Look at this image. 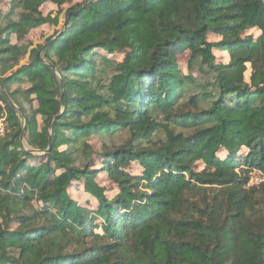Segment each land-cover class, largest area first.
<instances>
[{
	"label": "trees",
	"instance_id": "1",
	"mask_svg": "<svg viewBox=\"0 0 264 264\" xmlns=\"http://www.w3.org/2000/svg\"><path fill=\"white\" fill-rule=\"evenodd\" d=\"M6 3L0 85L13 104L0 89L7 112L0 135V264H264V1ZM46 3L57 11L44 16ZM62 14L63 28L43 44L26 42L45 25L58 27ZM252 29L258 38L243 37ZM210 34L220 40L209 42ZM52 40L44 62L37 60ZM100 51L113 66L104 86L95 60ZM215 51L230 61L217 64ZM187 52L189 66L198 61L216 75L214 93L205 86L189 92L194 80L177 59ZM119 53L122 61L109 58ZM24 119L27 144L40 155L21 143ZM51 120L52 147L43 154ZM161 129L165 140L152 142ZM125 131L130 142L100 156L101 171L120 190L109 199L97 180L101 172L79 168L71 149ZM132 163L141 176L127 172ZM252 172L263 181L247 189ZM74 183L96 200L95 212L71 198ZM191 198L201 201L197 212L183 214Z\"/></svg>",
	"mask_w": 264,
	"mask_h": 264
},
{
	"label": "rangeland",
	"instance_id": "2",
	"mask_svg": "<svg viewBox=\"0 0 264 264\" xmlns=\"http://www.w3.org/2000/svg\"><path fill=\"white\" fill-rule=\"evenodd\" d=\"M8 0H0V8L2 11H6L7 9V2ZM264 1V0H263ZM68 6L64 7V10H66ZM42 14L46 16L50 12H56L57 7L52 4V3H46L41 7ZM61 20L60 24L58 27L50 26V25H45L35 31H33L31 34H29L26 37V42L32 43L34 47L41 45L45 42V40L52 35H54V32L57 30H60L63 28V21H64V16L63 14L61 15ZM261 32L252 29L247 31L244 36H253L254 39L258 38L260 36ZM220 40L219 37L210 34L208 35V41L209 42H218ZM100 55L95 58L96 60V66H97V76L100 78V83L102 86L106 85L110 77L112 76L113 73V66H106V64L102 61L101 56H106L108 55L100 51ZM216 56V63H222V64H227L230 61V56L228 55L227 52H220V51H215L214 52ZM112 61L115 62H120L123 59L122 54H116L115 56L109 57ZM178 59V64L180 66V69L183 73V75H191L194 84H191L188 87V90L191 94H199L201 93L200 87L198 86H205L207 88L206 92H213L214 93V82H215V74L212 73L207 67H202L198 61H194L190 66H189V61H190V53L187 52L184 55H180L177 57ZM248 70L245 73V79L246 81H249L250 79V74H251V65L247 66ZM23 88V87H21ZM14 90V89H13ZM23 90V89H22ZM100 91L104 92L105 87H100ZM18 98V96H17ZM210 104V100H207L203 108H207L208 105ZM0 106L2 108V111L0 113V117L2 114V118L0 120V125L6 124V116L7 112L5 110V105L0 101ZM28 109V106H27ZM5 121V122H4ZM161 121V120H160ZM8 123V122H7ZM40 123L42 124V120H40ZM23 126H24V121H23ZM131 140L130 133L125 131V132H119L115 133L114 135H103L102 137L99 136H93L86 141H81L71 149V153L73 155V158L75 159V164L79 168H83L85 166H89L93 170H98L101 172L98 176V182L100 183L101 186L106 188V195L109 199H113L116 195L120 193V190L115 184H112L108 178V175L106 172H102L104 165H103V160L100 157L101 153L105 152L107 148L116 150L118 148L124 147L126 144H128ZM160 140H165V132L163 129L158 130L153 134L151 137L152 142H157ZM22 144H26V138L21 139ZM134 147H140V148H147L148 144L146 141L141 142V144L138 145L137 142H132ZM84 144H87V147H84ZM65 149V147L63 148ZM42 153L40 152H35L34 155H40ZM221 158L224 157V155L220 154ZM204 168L203 164L198 165V169L201 170ZM127 172L131 174L132 176H141L143 173V170L141 166L138 163H132L130 167L127 169ZM260 179L261 177L258 176ZM252 186V185H251ZM250 185L246 186L248 189ZM69 194L71 198H73L75 201L78 202L80 206L87 207L88 210L91 212H95L97 210L98 203L96 200L91 198L89 195H87L82 186L80 184L74 183L73 186L69 188ZM199 198H194L190 199L186 207L183 209V214H189L190 211H192L194 214L197 212V205L200 203ZM203 207V205H201ZM180 213L176 215V217H179ZM97 233H100V231H97Z\"/></svg>",
	"mask_w": 264,
	"mask_h": 264
},
{
	"label": "water",
	"instance_id": "3",
	"mask_svg": "<svg viewBox=\"0 0 264 264\" xmlns=\"http://www.w3.org/2000/svg\"><path fill=\"white\" fill-rule=\"evenodd\" d=\"M88 1H90V0H88ZM72 13H69V14H67L66 15V18H65V24H64V27H65V25H66V23H67V19H68V17L71 15ZM54 42V40H52L50 43H48V44H45L43 47H42V49L38 52V54H37V60H39V61H41V62H44L43 61V59L41 58V55H42V52L51 44V43H53ZM51 68L53 69V70H55V68L54 67H52L51 66ZM0 89L2 90V92H3V94L5 95V97L8 99V101L10 102V103H12L13 104V101L11 100V98L9 97V95L7 94V92L5 91V89L0 85ZM61 98H62V100H63V98H64V95H63V89L61 90ZM55 119V118H54ZM53 119V120H54ZM53 120H51V122H50V124H49V148L45 151V152H43V154H46V153H48L50 150H51V147H52V144H51V132H52V122H53ZM25 128H26V119H24V126H23V130H22V135H21V139H22V141H23V139L25 138ZM22 143V142H21ZM23 145V147L27 150V151H29V152H32V153H35V152H38V151H36V150H34V149H32L27 143L26 144H22Z\"/></svg>",
	"mask_w": 264,
	"mask_h": 264
},
{
	"label": "built area",
	"instance_id": "4",
	"mask_svg": "<svg viewBox=\"0 0 264 264\" xmlns=\"http://www.w3.org/2000/svg\"><path fill=\"white\" fill-rule=\"evenodd\" d=\"M4 133V128L2 125H0V135H3ZM258 176L261 177V175L258 172H252L250 174V181H249V185H258L259 183H261L263 181L262 178H258Z\"/></svg>",
	"mask_w": 264,
	"mask_h": 264
}]
</instances>
